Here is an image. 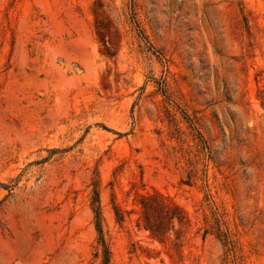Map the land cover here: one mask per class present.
I'll list each match as a JSON object with an SVG mask.
<instances>
[{"label": "rangeland", "instance_id": "374dc122", "mask_svg": "<svg viewBox=\"0 0 264 264\" xmlns=\"http://www.w3.org/2000/svg\"><path fill=\"white\" fill-rule=\"evenodd\" d=\"M100 237L264 264V0H0V264H103Z\"/></svg>", "mask_w": 264, "mask_h": 264}, {"label": "trees", "instance_id": "16d2710c", "mask_svg": "<svg viewBox=\"0 0 264 264\" xmlns=\"http://www.w3.org/2000/svg\"><path fill=\"white\" fill-rule=\"evenodd\" d=\"M93 207H94L95 215H96V217L98 219L96 226H97V229H98L99 233H101L102 232V227H101V223H100L99 205L94 203ZM100 238H101L100 241H101V245L103 247V254H104L103 264H107L108 263V258H109V250H108L103 238L102 237H100Z\"/></svg>", "mask_w": 264, "mask_h": 264}]
</instances>
